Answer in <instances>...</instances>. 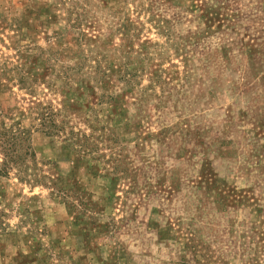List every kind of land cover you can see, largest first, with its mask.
I'll return each instance as SVG.
<instances>
[{"label":"rangeland","instance_id":"1","mask_svg":"<svg viewBox=\"0 0 264 264\" xmlns=\"http://www.w3.org/2000/svg\"><path fill=\"white\" fill-rule=\"evenodd\" d=\"M0 112V264H264V0H0Z\"/></svg>","mask_w":264,"mask_h":264},{"label":"trees","instance_id":"2","mask_svg":"<svg viewBox=\"0 0 264 264\" xmlns=\"http://www.w3.org/2000/svg\"><path fill=\"white\" fill-rule=\"evenodd\" d=\"M3 112V111H2ZM0 112V113H2ZM42 123V127L50 131L58 132L62 130V127L58 126L55 122V116L51 113L48 114ZM58 130V131H57ZM14 129L6 128L3 122L0 127V153L2 155L1 172L8 174L11 170H16L17 174L21 176L23 180L41 182V179L37 175H32L30 168L27 164V159L21 156L22 144H23V133Z\"/></svg>","mask_w":264,"mask_h":264}]
</instances>
